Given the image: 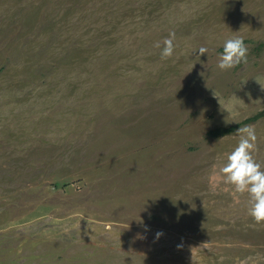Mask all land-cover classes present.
I'll return each instance as SVG.
<instances>
[{"label": "rangeland", "instance_id": "1", "mask_svg": "<svg viewBox=\"0 0 264 264\" xmlns=\"http://www.w3.org/2000/svg\"><path fill=\"white\" fill-rule=\"evenodd\" d=\"M246 125L264 169V0H0V264H264Z\"/></svg>", "mask_w": 264, "mask_h": 264}, {"label": "clouds", "instance_id": "2", "mask_svg": "<svg viewBox=\"0 0 264 264\" xmlns=\"http://www.w3.org/2000/svg\"><path fill=\"white\" fill-rule=\"evenodd\" d=\"M175 33L170 32L163 40V47L157 42L156 47L161 48V58L171 57L175 50ZM222 52L219 53L217 67L227 70L240 63L247 62L248 48L243 39L233 36L222 43ZM200 54L207 53V48L200 47ZM239 141L234 149L227 154L226 162L219 171L224 176V182L234 186L236 192L249 194L250 207L248 214L257 222H264V169L253 158L257 136L252 126L237 129ZM162 233H157L159 237Z\"/></svg>", "mask_w": 264, "mask_h": 264}, {"label": "trees", "instance_id": "3", "mask_svg": "<svg viewBox=\"0 0 264 264\" xmlns=\"http://www.w3.org/2000/svg\"><path fill=\"white\" fill-rule=\"evenodd\" d=\"M222 48H221V52H222ZM254 120L256 118L252 117L251 119L249 120ZM236 129V126H229V127H220V128H216V129H213L209 132L210 136H213V137H220V136H223V135H226L232 131H234Z\"/></svg>", "mask_w": 264, "mask_h": 264}]
</instances>
